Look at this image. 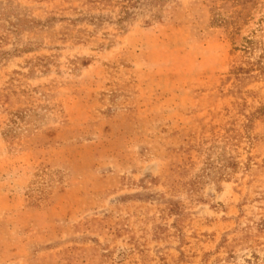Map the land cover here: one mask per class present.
I'll return each mask as SVG.
<instances>
[{"label":"rangeland","instance_id":"1","mask_svg":"<svg viewBox=\"0 0 264 264\" xmlns=\"http://www.w3.org/2000/svg\"><path fill=\"white\" fill-rule=\"evenodd\" d=\"M0 264H264V0H0Z\"/></svg>","mask_w":264,"mask_h":264}]
</instances>
